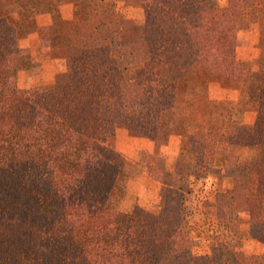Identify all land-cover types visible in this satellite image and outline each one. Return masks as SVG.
<instances>
[{"label": "trees", "instance_id": "trees-1", "mask_svg": "<svg viewBox=\"0 0 264 264\" xmlns=\"http://www.w3.org/2000/svg\"><path fill=\"white\" fill-rule=\"evenodd\" d=\"M134 7L142 24L128 35ZM262 10L264 0H0V264H264L243 250L264 243V66L236 53ZM24 14L52 20L40 45L53 77L28 89L17 84L30 63ZM137 48L144 59L126 63ZM212 84L237 98L212 99ZM164 111L183 160L161 170L108 154L118 126L155 141Z\"/></svg>", "mask_w": 264, "mask_h": 264}, {"label": "rangeland", "instance_id": "rangeland-1", "mask_svg": "<svg viewBox=\"0 0 264 264\" xmlns=\"http://www.w3.org/2000/svg\"><path fill=\"white\" fill-rule=\"evenodd\" d=\"M214 1L218 5L225 3V0ZM70 6L73 7L72 4H70ZM3 8L5 11H13V17L17 18L18 7L16 3H8ZM126 13L132 17V24L130 27L132 32L128 31V35H132L139 30V26L142 24L141 12L139 11V8L134 7L127 8ZM37 16L38 15L36 14H24L22 17V25L19 27V41L27 39L30 35H35V38L37 39L36 43L39 46H34V49L29 50V67L21 71L18 75L17 84L21 89H28L37 83H47L48 81H51L54 74V69L50 64L52 59L51 53L48 50L42 48L39 44L40 38L48 37L52 34V25L49 21L48 25L40 26L39 21L36 19ZM41 22L44 23V21ZM254 25L258 26L260 35H262L264 38V13L259 15V19L256 17L251 21L250 28ZM250 28L248 31H250ZM242 41H245L244 35L243 38L242 36H239V39L237 38V47L243 43ZM136 50L137 51L134 49L132 52H129V54H125L126 63L137 65V63H140L144 59V56L142 57L143 52L140 51V48H137ZM259 62L263 65L261 60ZM257 79L259 81L262 80L259 78ZM130 92L131 94H134L133 90ZM225 92H228L229 98L231 100L237 98L235 91L230 89L225 90L222 87L220 88L218 84H212L209 90L210 97L215 100L220 98L222 99L225 95ZM189 94L192 95L191 92ZM188 100H190V98ZM187 116L188 118L193 116V112L190 110V108H188ZM159 123V132L155 141L130 132L124 126H118L114 136L108 139V154L115 158L122 155L131 161L150 164L161 170L171 169L175 162L184 159L185 141L183 137L176 134L175 115L171 111L162 112ZM224 174L225 173H222L221 176L214 181V185L216 187L225 186L226 181ZM207 186H209V184ZM210 208H204L205 214L208 216H214V212ZM256 243V240L253 239L246 240L243 244V250L249 254L264 253L263 247H257ZM258 250L259 252L257 253L253 252Z\"/></svg>", "mask_w": 264, "mask_h": 264}, {"label": "crops", "instance_id": "crops-1", "mask_svg": "<svg viewBox=\"0 0 264 264\" xmlns=\"http://www.w3.org/2000/svg\"><path fill=\"white\" fill-rule=\"evenodd\" d=\"M71 6L70 5H63L60 8V13L62 14V17L64 18H69L70 17V11H71ZM36 19L39 21V25H48L49 21L52 25V20H51V16L49 14H40L36 17ZM41 21H44V23H42ZM249 30V29H248ZM245 30V31H241L238 33L237 38L239 39V36L243 35L245 37V41L243 43L240 44V46H238L236 48V53L238 55V57H241L242 59H247V60H261L264 66V38L262 35H260V32L258 30V26L254 25L250 28V31ZM243 32V33H242ZM37 39L35 38V35H30L27 39H23L22 41H20V46L24 49L32 50L34 49V46H38V44L36 43ZM40 44V42H39ZM263 54V55H262ZM51 62V61H50ZM262 77V78H261ZM255 78H259L264 80V71L263 72H257L255 75ZM258 80V79H257ZM261 80V81H262ZM259 81V80H258ZM253 114L247 112L244 116V120L246 122H249L252 118ZM256 246L257 247H263L264 249V243H260L258 241H256ZM253 252H259L258 251H253Z\"/></svg>", "mask_w": 264, "mask_h": 264}]
</instances>
